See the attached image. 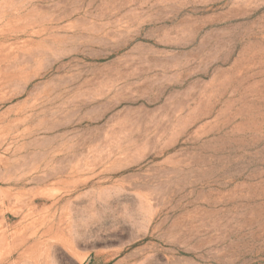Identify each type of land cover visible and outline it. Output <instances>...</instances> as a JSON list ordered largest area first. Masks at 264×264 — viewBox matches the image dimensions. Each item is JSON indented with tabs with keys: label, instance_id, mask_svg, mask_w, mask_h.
Returning a JSON list of instances; mask_svg holds the SVG:
<instances>
[{
	"label": "rangeland",
	"instance_id": "rangeland-1",
	"mask_svg": "<svg viewBox=\"0 0 264 264\" xmlns=\"http://www.w3.org/2000/svg\"><path fill=\"white\" fill-rule=\"evenodd\" d=\"M0 264H264V0H0Z\"/></svg>",
	"mask_w": 264,
	"mask_h": 264
}]
</instances>
